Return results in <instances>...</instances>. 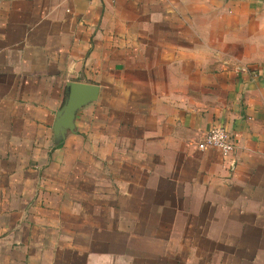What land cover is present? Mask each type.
<instances>
[{
	"label": "crops",
	"instance_id": "0c3cea01",
	"mask_svg": "<svg viewBox=\"0 0 264 264\" xmlns=\"http://www.w3.org/2000/svg\"><path fill=\"white\" fill-rule=\"evenodd\" d=\"M0 264H264V0H4Z\"/></svg>",
	"mask_w": 264,
	"mask_h": 264
},
{
	"label": "water",
	"instance_id": "95a60500",
	"mask_svg": "<svg viewBox=\"0 0 264 264\" xmlns=\"http://www.w3.org/2000/svg\"><path fill=\"white\" fill-rule=\"evenodd\" d=\"M66 87V97L55 113L52 125L53 137L57 145L61 144L69 133L75 132L77 112L99 98V87L96 85L70 82Z\"/></svg>",
	"mask_w": 264,
	"mask_h": 264
},
{
	"label": "built area",
	"instance_id": "2783aa9c",
	"mask_svg": "<svg viewBox=\"0 0 264 264\" xmlns=\"http://www.w3.org/2000/svg\"><path fill=\"white\" fill-rule=\"evenodd\" d=\"M4 0H0V5ZM196 149L199 151L216 150L223 157L230 156L235 150L234 139L220 125H213L211 129L196 142ZM231 171L234 170V165L231 166Z\"/></svg>",
	"mask_w": 264,
	"mask_h": 264
}]
</instances>
